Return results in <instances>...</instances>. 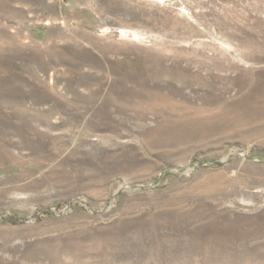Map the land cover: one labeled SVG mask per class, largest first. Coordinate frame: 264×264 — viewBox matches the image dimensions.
I'll return each mask as SVG.
<instances>
[{
    "label": "rangeland",
    "instance_id": "rangeland-1",
    "mask_svg": "<svg viewBox=\"0 0 264 264\" xmlns=\"http://www.w3.org/2000/svg\"><path fill=\"white\" fill-rule=\"evenodd\" d=\"M0 264H264V0H0Z\"/></svg>",
    "mask_w": 264,
    "mask_h": 264
},
{
    "label": "trees",
    "instance_id": "trees-1",
    "mask_svg": "<svg viewBox=\"0 0 264 264\" xmlns=\"http://www.w3.org/2000/svg\"><path fill=\"white\" fill-rule=\"evenodd\" d=\"M8 218H10L12 221H17L18 219H22V218H19V216L15 214L8 216Z\"/></svg>",
    "mask_w": 264,
    "mask_h": 264
}]
</instances>
